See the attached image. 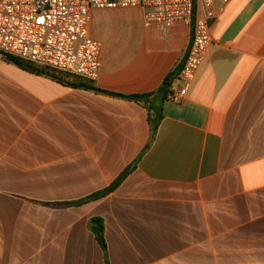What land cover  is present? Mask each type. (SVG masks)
Instances as JSON below:
<instances>
[{
	"label": "crops",
	"instance_id": "crops-1",
	"mask_svg": "<svg viewBox=\"0 0 264 264\" xmlns=\"http://www.w3.org/2000/svg\"><path fill=\"white\" fill-rule=\"evenodd\" d=\"M89 36L93 82L0 55V264H264V0H231L212 21L178 104L157 92L189 28L94 10ZM140 95L150 103L128 98Z\"/></svg>",
	"mask_w": 264,
	"mask_h": 264
},
{
	"label": "built area",
	"instance_id": "built-area-1",
	"mask_svg": "<svg viewBox=\"0 0 264 264\" xmlns=\"http://www.w3.org/2000/svg\"><path fill=\"white\" fill-rule=\"evenodd\" d=\"M231 0H0V55L93 82L100 45L89 36L94 10L142 11V25L164 31L190 29L191 43L177 74L181 85L166 101L182 102L210 45V25Z\"/></svg>",
	"mask_w": 264,
	"mask_h": 264
},
{
	"label": "trees",
	"instance_id": "trees-1",
	"mask_svg": "<svg viewBox=\"0 0 264 264\" xmlns=\"http://www.w3.org/2000/svg\"><path fill=\"white\" fill-rule=\"evenodd\" d=\"M3 58L7 62L14 64V65L18 66L21 69H24V70H27V71H31V72H34V73H43V72H45L44 70L50 71V70L45 69V68L36 67V66H34V65H32V64H30L28 62H25L23 60H20L18 58L12 57V56H8L7 55V56H3ZM180 68H181V64L173 72L168 74L165 77V79L163 80L162 85H161L159 91L157 92V94L160 95V101H166V96H167V94L170 91V85L173 82V80L176 78ZM151 96L152 95H140V96H130L128 98L134 99V100H142V101H145V102H149L150 101L149 98ZM149 110L150 111L153 110L151 105L149 107ZM154 114H155V116H154V119L152 121L153 130H155L157 128L158 120L160 119V115H159L158 111L156 112V110H155ZM129 171H130V168L127 169L113 184H111V186L109 188H107V189H105V190H103L101 192H98L96 194H93L92 196L86 198L85 200H82V201H79V202H75L73 204H81V203H84L86 201L94 200V199H97V198H100V197L104 196L108 192L112 191L115 187H117L120 184V182L126 177V175L129 173ZM89 228H90L91 232L93 233L98 245L103 250H105L106 245H105L102 221L100 219H98V218L91 219V221L89 223Z\"/></svg>",
	"mask_w": 264,
	"mask_h": 264
},
{
	"label": "rangeland",
	"instance_id": "rangeland-1",
	"mask_svg": "<svg viewBox=\"0 0 264 264\" xmlns=\"http://www.w3.org/2000/svg\"><path fill=\"white\" fill-rule=\"evenodd\" d=\"M131 21H132V22H135V21H136V17H135V16H133V17L131 18ZM122 34H124V33H123V32H121V33H120V35H122ZM117 36H119V35H117Z\"/></svg>",
	"mask_w": 264,
	"mask_h": 264
}]
</instances>
